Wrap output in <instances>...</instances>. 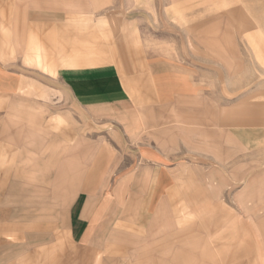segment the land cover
Segmentation results:
<instances>
[{
    "label": "rangeland",
    "instance_id": "374dc122",
    "mask_svg": "<svg viewBox=\"0 0 264 264\" xmlns=\"http://www.w3.org/2000/svg\"><path fill=\"white\" fill-rule=\"evenodd\" d=\"M2 64L0 264H264V0H0Z\"/></svg>",
    "mask_w": 264,
    "mask_h": 264
},
{
    "label": "crops",
    "instance_id": "0c3cea01",
    "mask_svg": "<svg viewBox=\"0 0 264 264\" xmlns=\"http://www.w3.org/2000/svg\"><path fill=\"white\" fill-rule=\"evenodd\" d=\"M93 48L95 49V47H92V49ZM87 49L89 51L92 50L90 46ZM91 52H97V49L96 51L92 50ZM114 57L115 59L119 58L120 60H124L125 62H127L128 65L130 61L129 59H131L130 56H127L126 51L122 50V48H119V47L115 48ZM104 62H106V60ZM84 65H90V66H84ZM84 65L82 64V66H78V67H68V66L62 67L61 66L60 68L56 70V77L60 79L61 82L67 85V91L70 90L69 86L71 87V90L73 92L76 91L75 94L77 96V99L84 97L86 95L85 93L88 94V91L90 90V88H92V92H94L95 94H98L100 85L102 83L113 82L117 80L116 78L119 72V68L116 66V64L107 63V64L102 65L100 63L98 64L97 62H91V63H86ZM0 66H4V64ZM0 75H5V71L3 69H0ZM19 75L21 76V79L18 77L19 83L21 82L22 77L26 79H30L31 81H34V82L37 81L35 78L31 76H27L24 74H19ZM29 84H33V83H29ZM26 87H27L26 85H22L21 89L25 90ZM18 135L16 134L10 137L8 140L4 139L5 141L2 142V145L6 147H18V145H21L20 140L18 141V139H21L20 132L18 133ZM10 152H12L13 154L15 152L19 153L14 148L10 150ZM3 176L1 175L0 177L2 178ZM52 224L50 225L52 226ZM82 236L83 237L81 240L86 241L85 235H82ZM46 242L47 241H45V243Z\"/></svg>",
    "mask_w": 264,
    "mask_h": 264
}]
</instances>
